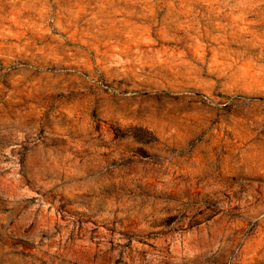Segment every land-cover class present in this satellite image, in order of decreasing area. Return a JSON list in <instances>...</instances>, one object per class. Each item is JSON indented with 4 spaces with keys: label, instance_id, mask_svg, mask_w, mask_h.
Returning a JSON list of instances; mask_svg holds the SVG:
<instances>
[{
    "label": "rangeland",
    "instance_id": "rangeland-1",
    "mask_svg": "<svg viewBox=\"0 0 264 264\" xmlns=\"http://www.w3.org/2000/svg\"><path fill=\"white\" fill-rule=\"evenodd\" d=\"M0 264H264V0H0Z\"/></svg>",
    "mask_w": 264,
    "mask_h": 264
}]
</instances>
